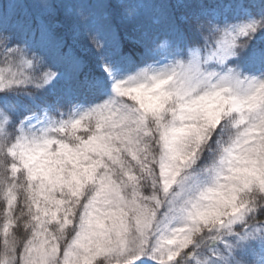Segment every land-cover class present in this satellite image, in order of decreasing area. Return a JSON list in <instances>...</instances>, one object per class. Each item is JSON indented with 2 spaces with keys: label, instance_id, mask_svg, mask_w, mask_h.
<instances>
[{
  "label": "snow or ice",
  "instance_id": "snow-or-ice-1",
  "mask_svg": "<svg viewBox=\"0 0 264 264\" xmlns=\"http://www.w3.org/2000/svg\"><path fill=\"white\" fill-rule=\"evenodd\" d=\"M0 264H264V0H0Z\"/></svg>",
  "mask_w": 264,
  "mask_h": 264
}]
</instances>
